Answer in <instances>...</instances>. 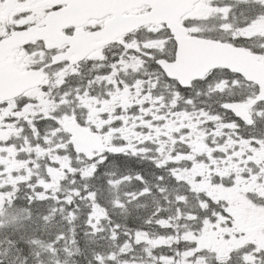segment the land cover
Here are the masks:
<instances>
[{
    "label": "snow or ice",
    "instance_id": "1",
    "mask_svg": "<svg viewBox=\"0 0 264 264\" xmlns=\"http://www.w3.org/2000/svg\"><path fill=\"white\" fill-rule=\"evenodd\" d=\"M0 264H264V0H0Z\"/></svg>",
    "mask_w": 264,
    "mask_h": 264
}]
</instances>
